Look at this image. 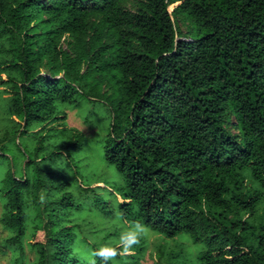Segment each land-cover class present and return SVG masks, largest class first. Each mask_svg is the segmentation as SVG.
Masks as SVG:
<instances>
[{
  "label": "trees",
  "instance_id": "16d2710c",
  "mask_svg": "<svg viewBox=\"0 0 264 264\" xmlns=\"http://www.w3.org/2000/svg\"><path fill=\"white\" fill-rule=\"evenodd\" d=\"M125 1L0 0L11 114L0 127L2 245L23 264L30 224L29 264L138 261L137 243L130 253L79 243L68 217L83 206L75 189L93 188L73 156L84 135L60 106L97 100L110 114L103 160L122 221L200 247L195 260L179 250L156 264H264V0Z\"/></svg>",
  "mask_w": 264,
  "mask_h": 264
},
{
  "label": "rangeland",
  "instance_id": "374dc122",
  "mask_svg": "<svg viewBox=\"0 0 264 264\" xmlns=\"http://www.w3.org/2000/svg\"><path fill=\"white\" fill-rule=\"evenodd\" d=\"M137 1L139 0H126L124 4L127 8L134 10ZM178 18L183 33H188L192 24L182 14H178ZM93 19L95 18L93 17L91 20ZM84 38L87 48L88 43L92 41V30H89ZM5 42V39H0V54L1 50L3 51V46L6 45ZM63 46L72 56L77 54L72 37H65ZM5 75L4 71H0L1 79L5 78ZM6 87V84H0V127L11 119L8 108L9 95ZM106 90L108 91V88L102 84L100 91ZM60 108L67 115L66 127H69L71 132L79 131L84 135L82 148L73 152V156L83 174L82 185L93 188V190L88 188L85 191L75 189L74 192L83 201V206L78 211H72L68 217L74 224H78L75 230L78 234L79 243L87 245L88 248L91 245L104 249L120 246L124 249H122L123 253H130V250L125 252L126 248L130 244L137 243L143 247V251L137 255L138 261L134 264H156L158 260H162L170 252L176 253L179 250L184 251L185 256L189 259L195 260L200 247L194 244L189 236L182 234L169 238L141 224L125 223L120 218L116 211V200L108 194L110 183L118 180V175L116 170L103 160L102 139L106 134L110 118L107 107L97 100H83L78 105H61ZM234 121L232 117L231 123ZM230 128L237 132V128L231 124ZM95 191L108 200L107 213H100L94 208L92 199ZM34 232L35 230L28 224L23 238L25 252L23 264H29L33 258L28 243ZM9 235L10 232L0 227V264H15L14 254L2 245V241Z\"/></svg>",
  "mask_w": 264,
  "mask_h": 264
}]
</instances>
